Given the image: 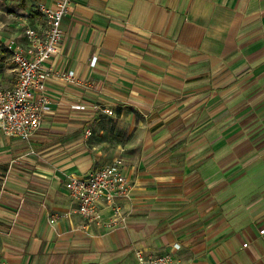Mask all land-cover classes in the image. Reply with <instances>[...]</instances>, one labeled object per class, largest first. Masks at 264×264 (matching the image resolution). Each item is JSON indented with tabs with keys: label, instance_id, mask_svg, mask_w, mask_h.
<instances>
[{
	"label": "crops",
	"instance_id": "0c3cea01",
	"mask_svg": "<svg viewBox=\"0 0 264 264\" xmlns=\"http://www.w3.org/2000/svg\"><path fill=\"white\" fill-rule=\"evenodd\" d=\"M62 28L47 66L74 80L46 83L29 142L0 136V261L264 264V0H71ZM102 121L133 143L107 150L133 186L112 230L85 225L66 189L94 171L83 142Z\"/></svg>",
	"mask_w": 264,
	"mask_h": 264
},
{
	"label": "built area",
	"instance_id": "2783aa9c",
	"mask_svg": "<svg viewBox=\"0 0 264 264\" xmlns=\"http://www.w3.org/2000/svg\"><path fill=\"white\" fill-rule=\"evenodd\" d=\"M70 4L71 0H55L53 7L40 5L38 10L44 24L25 26L23 42L16 39L6 42L5 49L14 65L15 84L0 87V136L29 142L39 130L42 111L49 104L46 83L51 78L74 80L73 73H56L47 66L59 51L64 33L62 19L68 15ZM103 112L113 114L109 109ZM123 168V160L115 159L86 176L71 177L66 183L69 198L85 225L110 230L127 225L130 213L123 209L122 202L130 200L133 186ZM61 216L53 215L50 223ZM134 257L138 264H179L169 254L147 255L137 250Z\"/></svg>",
	"mask_w": 264,
	"mask_h": 264
},
{
	"label": "rangeland",
	"instance_id": "374dc122",
	"mask_svg": "<svg viewBox=\"0 0 264 264\" xmlns=\"http://www.w3.org/2000/svg\"><path fill=\"white\" fill-rule=\"evenodd\" d=\"M38 13L40 14L38 7L36 8L34 4L31 6L30 3V7L26 8L25 0H0V87L7 85L4 79L12 80L15 76L13 71L14 65L11 62L10 55L4 48V41L9 39L10 36H13L18 29L23 31L25 26L42 23L39 17H35L39 15ZM92 127L93 125L87 128V136L83 144L85 145L84 149L87 151L86 154L91 156L96 155L93 149L100 148V157L94 158L92 156L93 169H99L109 162L112 163L115 159L123 160L122 156L114 157V154L108 153L107 150L117 149L120 144L124 143L132 145V135L126 137L125 132L116 123H112V121H102L100 127ZM111 152L113 153V151Z\"/></svg>",
	"mask_w": 264,
	"mask_h": 264
}]
</instances>
